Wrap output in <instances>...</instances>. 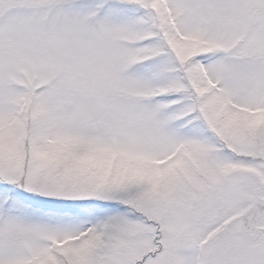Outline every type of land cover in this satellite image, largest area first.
Returning a JSON list of instances; mask_svg holds the SVG:
<instances>
[{
	"label": "snow or ice",
	"instance_id": "obj_1",
	"mask_svg": "<svg viewBox=\"0 0 264 264\" xmlns=\"http://www.w3.org/2000/svg\"><path fill=\"white\" fill-rule=\"evenodd\" d=\"M0 264H264V0H0Z\"/></svg>",
	"mask_w": 264,
	"mask_h": 264
}]
</instances>
